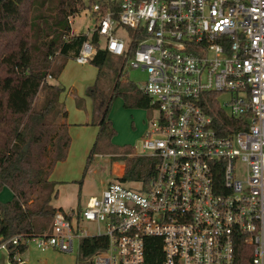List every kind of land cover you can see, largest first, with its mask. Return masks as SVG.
<instances>
[{"label":"built area","instance_id":"obj_1","mask_svg":"<svg viewBox=\"0 0 264 264\" xmlns=\"http://www.w3.org/2000/svg\"><path fill=\"white\" fill-rule=\"evenodd\" d=\"M86 9L96 25L74 60L90 63L96 34L147 74L138 88L157 117L134 154L154 159L153 176L109 183L84 206L57 210L48 233L0 239V251L32 239L72 252L74 239L105 236L92 264H145L146 241L159 238L160 264H264V0H95ZM211 100L228 118L220 130Z\"/></svg>","mask_w":264,"mask_h":264},{"label":"trees","instance_id":"obj_2","mask_svg":"<svg viewBox=\"0 0 264 264\" xmlns=\"http://www.w3.org/2000/svg\"><path fill=\"white\" fill-rule=\"evenodd\" d=\"M94 1L0 0V191L8 188L12 193L10 200L0 201L1 240L16 234L32 237L48 233L54 213L62 210L50 204L57 192L56 182L49 177L55 164L66 158L71 138L65 122L67 111L59 100L64 88L46 78H55L65 61L78 54L87 36L72 33L69 18ZM93 41L97 53L90 64L97 68V74L86 94L100 119L89 158L99 141L109 142L116 133L108 117L112 100L103 96L97 84L111 54L100 47L96 34ZM56 58L61 60L58 65ZM114 72L112 93L123 99V105L148 108V97L131 81L121 80L122 65ZM39 92H43L41 104L34 107ZM206 109L220 130L219 124L228 118L214 100ZM121 159L124 170L120 181L146 184L152 178L153 158L123 155ZM106 244L105 236L83 238L79 264H92L89 259ZM25 249L19 245L10 251L9 260L17 264L15 253L22 254ZM161 258L160 239L149 238L145 264H160Z\"/></svg>","mask_w":264,"mask_h":264},{"label":"rangeland","instance_id":"obj_3","mask_svg":"<svg viewBox=\"0 0 264 264\" xmlns=\"http://www.w3.org/2000/svg\"><path fill=\"white\" fill-rule=\"evenodd\" d=\"M69 19L71 31L75 34L89 33L96 25V20L89 9L82 10ZM128 31L126 27H123L119 35L123 36ZM65 62L59 78L54 80L57 85L65 89L62 99L68 111L67 120L70 123L71 141L66 158L53 167L51 179L57 183L59 189L56 201L66 204L73 199L78 209L85 205L89 197L99 196L109 183L120 181L123 165L121 156L136 155L135 151L141 152L143 134L150 122L157 117V111L150 106L148 108H126L123 105V99L112 93L115 79L114 69H118L121 65L123 70L121 80L131 81L137 87L145 84L147 74L131 68L127 63L122 62V58L110 55V61L103 67L97 84L103 96L112 100L108 117L116 133L109 142L99 141L89 158L98 133L96 123L100 119V113L94 110L92 99L86 91L95 82L97 68L90 63L80 65L74 58H69ZM42 97L43 92H39L34 107L41 104ZM80 98L83 99V103L78 108L76 103ZM217 100L222 105L226 101V96L221 95ZM125 185L134 187L135 183L127 181ZM11 198L12 193L8 188L0 191L1 202ZM62 211L67 212L68 210L63 209ZM86 226L90 232L94 230L92 224H86ZM26 245L25 251L18 255L23 262L18 264L80 263L78 239H74L72 252H63L58 249L41 250L32 239L28 240ZM0 264H13L6 250L0 251Z\"/></svg>","mask_w":264,"mask_h":264},{"label":"crops","instance_id":"obj_4","mask_svg":"<svg viewBox=\"0 0 264 264\" xmlns=\"http://www.w3.org/2000/svg\"><path fill=\"white\" fill-rule=\"evenodd\" d=\"M74 33V32H73ZM60 59L59 58H56V60H55V64L56 65H58L59 63H60ZM65 64H66V62L64 63V65H63V67H62V69L59 71V73L58 74H56V76H54L55 78H50V79H48L47 81L49 82V83H51V84H57V83H55V80L54 79H58L59 78V76H60V74H61V72L63 71V69H64V67H65ZM55 65V66H56ZM81 65V64H80ZM84 65V64H83ZM54 80V82H52ZM64 91H65V89H64ZM62 92L61 94H60V97H59V100L63 103V99H62V95L65 93V92ZM82 100L83 99H79L78 100V102L76 103V107H78V108H80L81 106H82ZM64 104V103H63ZM64 108H65V110L67 111V109H66V107H65V104H64ZM67 116H68V111H67ZM67 116H66V118H65V122L67 123V125H68V132H69V135H70V123L68 122V120H67ZM68 150H69V148H68ZM67 154H68V152H67ZM60 162V161H59ZM58 163V162H57ZM56 163V164H57ZM55 164V165H56ZM55 167V166H54ZM123 170H124V164L122 165V167H121V175H122V173H123ZM53 171V170H52ZM52 173V172H51ZM120 175V176H121ZM50 179H51V174H50V177H49ZM52 180V179H51ZM52 181H54V180H52ZM55 191L57 192V195L56 196H54L53 198H52V200H51V202H50V204L54 207V208H61L62 210L63 209H66V210H68V211H70V210H73V209H76V206H75V204H76V201L75 200H73V199H70L71 201L70 202H67L66 204H62V203H58L57 201H56V198L58 199V193H59V189H58V187H57V183H56V185H55ZM80 208V207H79Z\"/></svg>","mask_w":264,"mask_h":264}]
</instances>
